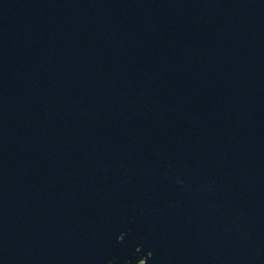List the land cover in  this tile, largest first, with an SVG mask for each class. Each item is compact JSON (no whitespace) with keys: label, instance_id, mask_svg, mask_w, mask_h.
Masks as SVG:
<instances>
[{"label":"water","instance_id":"obj_1","mask_svg":"<svg viewBox=\"0 0 264 264\" xmlns=\"http://www.w3.org/2000/svg\"><path fill=\"white\" fill-rule=\"evenodd\" d=\"M0 264H264V0H0Z\"/></svg>","mask_w":264,"mask_h":264}]
</instances>
